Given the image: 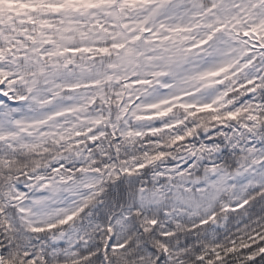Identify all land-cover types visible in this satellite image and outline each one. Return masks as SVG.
Here are the masks:
<instances>
[{"label": "snow or ice", "instance_id": "6c2138e0", "mask_svg": "<svg viewBox=\"0 0 264 264\" xmlns=\"http://www.w3.org/2000/svg\"><path fill=\"white\" fill-rule=\"evenodd\" d=\"M0 264H264V0H0Z\"/></svg>", "mask_w": 264, "mask_h": 264}]
</instances>
